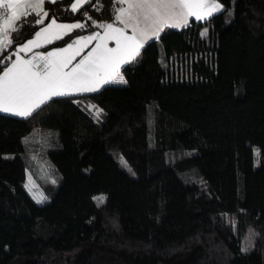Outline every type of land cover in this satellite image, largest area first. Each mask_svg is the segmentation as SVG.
I'll list each match as a JSON object with an SVG mask.
<instances>
[{
  "label": "trees",
  "instance_id": "16d2710c",
  "mask_svg": "<svg viewBox=\"0 0 264 264\" xmlns=\"http://www.w3.org/2000/svg\"><path fill=\"white\" fill-rule=\"evenodd\" d=\"M218 1L225 11L150 40L122 67L127 83L0 113V264H264V0ZM70 3L46 0L45 22L86 27L42 49L100 30L118 7ZM34 133L57 176L43 203L23 185Z\"/></svg>",
  "mask_w": 264,
  "mask_h": 264
},
{
  "label": "snow or ice",
  "instance_id": "6c2138e0",
  "mask_svg": "<svg viewBox=\"0 0 264 264\" xmlns=\"http://www.w3.org/2000/svg\"><path fill=\"white\" fill-rule=\"evenodd\" d=\"M45 2L0 0V64L5 65L0 72V113L28 118L54 98L98 92L109 84H125L127 81L121 74L122 67L134 63L150 40L159 39L168 28L188 27L190 18L205 21L226 10L217 0H116L119 7L115 9L112 23L97 24L93 21L96 27L103 29V34L94 32L79 36L66 47L39 52L34 49L51 45L64 39L74 29L86 27L84 23H58L56 18L45 25V18L49 15L44 9ZM48 2L56 3L57 0ZM88 3L90 0H75L71 11L78 12ZM33 14L38 17L35 24L42 27L32 39L4 56L16 43L23 28L29 25L28 18ZM84 14L87 15L86 12ZM205 35L207 29L201 33V36ZM94 41L91 51L73 64ZM109 41H113L115 47H109ZM21 53L30 55L23 56ZM13 56L15 59H12ZM88 107L99 118L103 110L95 105ZM255 154L259 157L258 149ZM28 179L25 187L32 192L34 181L31 174ZM52 183L56 181L52 180ZM33 199L43 203L47 197L43 193L39 197L33 193ZM93 199L99 207L107 197L100 194ZM250 235L258 237L259 234L250 229Z\"/></svg>",
  "mask_w": 264,
  "mask_h": 264
},
{
  "label": "rangeland",
  "instance_id": "374dc122",
  "mask_svg": "<svg viewBox=\"0 0 264 264\" xmlns=\"http://www.w3.org/2000/svg\"><path fill=\"white\" fill-rule=\"evenodd\" d=\"M202 32H204V28L201 30V33ZM92 111H93V114H95L94 110ZM25 138L29 141L34 142L35 146H34V149L28 152L26 155L27 167L25 168V176L23 180V185L27 193L31 197V199L36 202V199H33V193L37 197H39L41 193H43V195L47 197V195L43 192L41 183L42 182L52 183V180L56 181L57 176L55 172L53 171L52 166L47 161L44 155V151H43V144H44L43 141L45 140L44 137L39 133H34L30 135L29 137L25 136ZM255 150L256 149H253V159H252L253 165L257 163V155L255 154ZM120 163L124 168L126 169L128 168V166H125V161L123 158H121ZM29 174H31L32 180L34 181V186H32L33 188L32 192H29V190L25 187V185L29 183V179H28ZM224 218L230 221V217L228 215H224ZM248 246H249V239L246 236H243L242 237V247L246 248Z\"/></svg>",
  "mask_w": 264,
  "mask_h": 264
},
{
  "label": "crops",
  "instance_id": "0c3cea01",
  "mask_svg": "<svg viewBox=\"0 0 264 264\" xmlns=\"http://www.w3.org/2000/svg\"><path fill=\"white\" fill-rule=\"evenodd\" d=\"M74 2H75V0H71V3H70V4L72 5ZM217 2H219V1L217 0ZM219 3H220V2H219ZM220 4H221V3H220ZM118 7H119V5H118ZM51 19H52V18L48 19V20L45 22V25H46L48 22H50ZM191 19L195 20L194 18H190V20H191ZM57 22H58V23H65V24L78 23V22H76V21H57ZM108 23H112V22H108ZM40 27H42V25H40L39 27H37V28L34 30V32L32 33L31 36L27 37L26 39H24L23 41H21V42H19L17 45H15V47H14V49H13L12 52H14V51L16 50V48H17L19 45H22V44L25 43L28 39H32V38L34 37V33H35L36 31H39ZM94 32H99V33L103 34V29L101 28L100 30H91V31H88V32H85V33H81V34H78V35L74 36V37L71 38L69 41H67V42H65V43H63V44H61V45H58V46H52V47H49V48H47V49H42V48H40V49H34V51L47 52V51L52 50L53 48H63V47H66V45H67L68 43H71L72 40L77 39L79 36H88V35H91V34L94 33ZM129 33H130V30H129ZM94 46H95V41H94L92 44H90L87 48L84 49V52H82V53H81V56L77 57L76 60L73 61V64L79 62V60H80L84 55H87V53H88L89 51H91L92 47H94ZM109 47H115V43H114L113 41H109ZM21 55H23V56H28V55H30V54H29V53H21ZM12 59H15V57L13 56ZM3 69H4V67L0 70V72H2ZM24 176H25V171H24Z\"/></svg>",
  "mask_w": 264,
  "mask_h": 264
}]
</instances>
